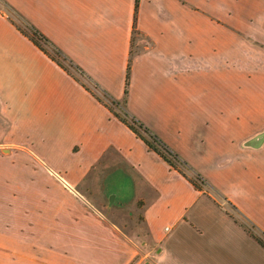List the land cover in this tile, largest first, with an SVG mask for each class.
<instances>
[{"label":"crops","instance_id":"obj_1","mask_svg":"<svg viewBox=\"0 0 264 264\" xmlns=\"http://www.w3.org/2000/svg\"><path fill=\"white\" fill-rule=\"evenodd\" d=\"M240 2L255 13L233 50L232 0H1L0 163L31 174L1 209L0 264H264L249 230L264 232V0ZM6 6L126 99L194 176Z\"/></svg>","mask_w":264,"mask_h":264},{"label":"trees","instance_id":"obj_2","mask_svg":"<svg viewBox=\"0 0 264 264\" xmlns=\"http://www.w3.org/2000/svg\"><path fill=\"white\" fill-rule=\"evenodd\" d=\"M137 7H138V0H137ZM6 8H8L10 11H13L7 6ZM14 13L16 14L18 18L22 20L27 30L19 26L14 19H13V22H15L18 28L24 34L29 36L36 45H38L42 50L48 53L50 57H52L55 61H57L67 71L72 73L71 69H74L77 72H79L81 76H84L91 82V80L86 76L85 72L79 66H77L71 59H69L67 55L60 48H58L47 36H45L39 29H37L34 25L29 23L26 19H24L20 14H18L17 12H14ZM45 45L47 46V48H45ZM64 62H68L69 66L65 65ZM128 80H129V72L127 76V86H128ZM83 85L87 86L85 83H83ZM93 85L97 89H100L97 84L93 83ZM87 88L90 89L88 86ZM125 91L127 93L128 89L126 88ZM101 92L103 93L104 98H107L108 101H106L101 96L95 94L97 95L99 100L103 101L111 109V111L121 121L126 123L140 138H142L151 149L156 151L159 155H161V157H163L167 162H169V164L172 167H174L175 169H178L184 175H187L188 174L187 172L190 170L193 171L191 166H189V164L177 152H175L165 141H163V139H161L156 133H154L148 126H146L135 115L129 112L126 106V99L117 100L111 97L106 91L101 90ZM113 106L121 107L123 109V113L121 114L120 112H117V110H115ZM190 178L192 182L195 184V186L197 187H201V184H206V181L200 176V174L195 173V177L194 178L190 177ZM249 230L257 238V240L264 246V232L257 233L251 229Z\"/></svg>","mask_w":264,"mask_h":264},{"label":"rangeland","instance_id":"obj_3","mask_svg":"<svg viewBox=\"0 0 264 264\" xmlns=\"http://www.w3.org/2000/svg\"><path fill=\"white\" fill-rule=\"evenodd\" d=\"M0 6L3 7L1 5L0 2ZM6 9V11H8L9 15L16 21V23L23 27L24 29L27 30L25 24L22 22V20L20 18H18L16 16V14L13 11H10L8 8H4ZM254 13H255V8L254 7H250V3L248 7H241V2L240 0H232V9H231V14H232V20H233V24H232V30H233V50L234 49H238L239 48V44H240V38L242 33H245L243 30V27H246L245 25L242 27L241 24V20L242 18H244L245 16H250L252 15V17H254ZM248 27V26H247ZM262 44V43H261ZM45 48H47V46L45 45ZM65 65L69 66L68 62H64ZM72 74L76 75L83 83H85L95 94L101 96L102 98H104L103 93L101 92L100 89H97L92 82H90L87 78H85L84 76H81V74L79 72H77L74 69H71ZM106 101H108L107 98H104ZM115 108V110H117V112H120L121 114L123 113V109L121 107H116L113 106ZM5 153H7V151H3L0 153V155H4ZM189 175L194 176L191 172H189ZM31 172L28 170H21L20 172L16 171L15 167L13 165H11L10 163L8 164L7 167H4L3 164L0 163V212L1 209H7L8 212L10 211V206L12 204H14V201L11 200L12 198V194H15L18 191H21L19 186L15 183L16 182V177L17 176H22V175H30ZM7 199V200H6ZM8 205V206H6ZM233 213L239 218V220L241 222H243L245 225H248L245 220L239 216L238 214H236L235 211H233ZM249 227V226H248ZM249 229H251L249 227Z\"/></svg>","mask_w":264,"mask_h":264},{"label":"water","instance_id":"obj_4","mask_svg":"<svg viewBox=\"0 0 264 264\" xmlns=\"http://www.w3.org/2000/svg\"><path fill=\"white\" fill-rule=\"evenodd\" d=\"M113 199H114V195H111V196H110V201L112 202Z\"/></svg>","mask_w":264,"mask_h":264}]
</instances>
